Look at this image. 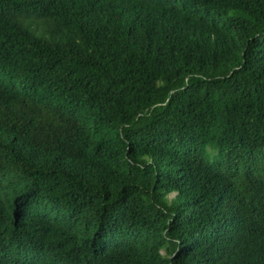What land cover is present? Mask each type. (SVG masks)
<instances>
[{
	"label": "trees",
	"instance_id": "1",
	"mask_svg": "<svg viewBox=\"0 0 264 264\" xmlns=\"http://www.w3.org/2000/svg\"><path fill=\"white\" fill-rule=\"evenodd\" d=\"M0 264H264V0H0Z\"/></svg>",
	"mask_w": 264,
	"mask_h": 264
}]
</instances>
